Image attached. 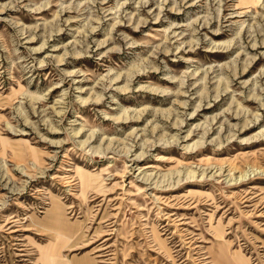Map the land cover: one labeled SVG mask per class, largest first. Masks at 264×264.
I'll use <instances>...</instances> for the list:
<instances>
[{"label": "rangeland", "instance_id": "1", "mask_svg": "<svg viewBox=\"0 0 264 264\" xmlns=\"http://www.w3.org/2000/svg\"><path fill=\"white\" fill-rule=\"evenodd\" d=\"M52 256L264 264V0H0V264Z\"/></svg>", "mask_w": 264, "mask_h": 264}, {"label": "bare ground", "instance_id": "2", "mask_svg": "<svg viewBox=\"0 0 264 264\" xmlns=\"http://www.w3.org/2000/svg\"><path fill=\"white\" fill-rule=\"evenodd\" d=\"M57 209H59V205L58 204H54V207H52V215L50 217V221H51V224H50V227L51 228H55V229H59L62 227L61 225V222H60V218L58 216V213L57 212ZM58 216V217H57ZM51 228H49L48 230H51ZM77 228V227H76ZM76 228H72V229H69L68 232L65 231L67 233V236H70L73 237L75 234H77L76 232ZM45 229V228H44ZM47 230V229H46ZM46 260L43 258L42 260L44 261V263H46V261L49 263V264H56L55 263V259L52 257L51 259H47V257H45ZM59 264V263H58ZM86 264V263H85ZM88 264V263H87Z\"/></svg>", "mask_w": 264, "mask_h": 264}, {"label": "crops", "instance_id": "3", "mask_svg": "<svg viewBox=\"0 0 264 264\" xmlns=\"http://www.w3.org/2000/svg\"><path fill=\"white\" fill-rule=\"evenodd\" d=\"M53 257V256H52Z\"/></svg>", "mask_w": 264, "mask_h": 264}]
</instances>
